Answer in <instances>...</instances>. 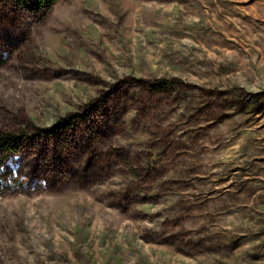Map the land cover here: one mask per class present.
<instances>
[{
	"label": "rangeland",
	"instance_id": "374dc122",
	"mask_svg": "<svg viewBox=\"0 0 264 264\" xmlns=\"http://www.w3.org/2000/svg\"><path fill=\"white\" fill-rule=\"evenodd\" d=\"M37 4L0 0V264H264V0Z\"/></svg>",
	"mask_w": 264,
	"mask_h": 264
},
{
	"label": "trees",
	"instance_id": "16d2710c",
	"mask_svg": "<svg viewBox=\"0 0 264 264\" xmlns=\"http://www.w3.org/2000/svg\"><path fill=\"white\" fill-rule=\"evenodd\" d=\"M21 2L22 4H27L31 8H36L37 3L40 2V0H33V1H26V0H17ZM46 2V7H50L54 0H43ZM159 84L162 83H168L166 80H161L158 82ZM66 119H62L60 122H58L59 125H66ZM19 144V138L13 133H0V161L4 155L7 153L13 151L16 147V145Z\"/></svg>",
	"mask_w": 264,
	"mask_h": 264
}]
</instances>
